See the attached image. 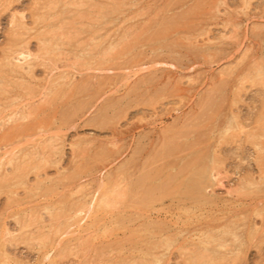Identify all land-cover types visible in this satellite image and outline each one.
Wrapping results in <instances>:
<instances>
[{
    "label": "rangeland",
    "instance_id": "374dc122",
    "mask_svg": "<svg viewBox=\"0 0 264 264\" xmlns=\"http://www.w3.org/2000/svg\"><path fill=\"white\" fill-rule=\"evenodd\" d=\"M0 264H264V0H0Z\"/></svg>",
    "mask_w": 264,
    "mask_h": 264
},
{
    "label": "bare ground",
    "instance_id": "6f19581e",
    "mask_svg": "<svg viewBox=\"0 0 264 264\" xmlns=\"http://www.w3.org/2000/svg\"><path fill=\"white\" fill-rule=\"evenodd\" d=\"M163 33V32H162ZM149 40V39H148ZM134 43V42H133ZM21 52V51H20ZM21 53H23V52H21ZM19 54V53H18ZM24 54V53H23ZM8 57V56H7ZM24 57V56H23ZM25 58V57H24ZM10 63V62H9ZM11 65V64H10ZM16 66V65H15ZM18 67V66H17ZM15 69H17V68H15ZM210 100V99H209ZM169 144V143H168Z\"/></svg>",
    "mask_w": 264,
    "mask_h": 264
}]
</instances>
